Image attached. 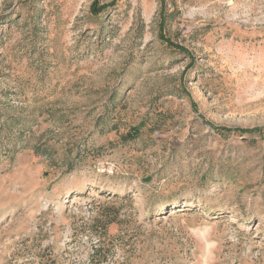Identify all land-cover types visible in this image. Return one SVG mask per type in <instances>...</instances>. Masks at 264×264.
I'll return each mask as SVG.
<instances>
[{
  "label": "rangeland",
  "instance_id": "1",
  "mask_svg": "<svg viewBox=\"0 0 264 264\" xmlns=\"http://www.w3.org/2000/svg\"><path fill=\"white\" fill-rule=\"evenodd\" d=\"M93 2L0 0V264H264V0Z\"/></svg>",
  "mask_w": 264,
  "mask_h": 264
},
{
  "label": "trees",
  "instance_id": "2",
  "mask_svg": "<svg viewBox=\"0 0 264 264\" xmlns=\"http://www.w3.org/2000/svg\"><path fill=\"white\" fill-rule=\"evenodd\" d=\"M112 4V3H110ZM108 4H99V0H94V2L92 3L91 5V11L95 14L101 12L104 8H106ZM166 38V37H165ZM168 39V38H167ZM140 132V128L139 127H134L132 128L131 131H129L128 133L126 134H123L122 137L124 139H131L133 137H135L136 135H138Z\"/></svg>",
  "mask_w": 264,
  "mask_h": 264
}]
</instances>
